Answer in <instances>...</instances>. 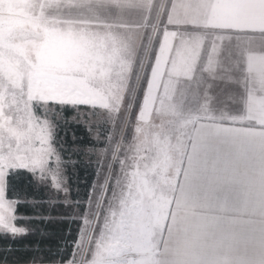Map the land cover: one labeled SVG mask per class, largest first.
<instances>
[{
	"label": "crops",
	"instance_id": "1",
	"mask_svg": "<svg viewBox=\"0 0 264 264\" xmlns=\"http://www.w3.org/2000/svg\"><path fill=\"white\" fill-rule=\"evenodd\" d=\"M165 4L144 41L157 0H37L38 39L68 53L67 99L110 109L134 106L143 41L158 34L136 108L169 109L141 118L188 130L153 264H264V0ZM15 207L3 171L0 233Z\"/></svg>",
	"mask_w": 264,
	"mask_h": 264
},
{
	"label": "rangeland",
	"instance_id": "2",
	"mask_svg": "<svg viewBox=\"0 0 264 264\" xmlns=\"http://www.w3.org/2000/svg\"><path fill=\"white\" fill-rule=\"evenodd\" d=\"M160 1L145 29L144 41L162 21L165 7L158 12ZM36 3L0 0V174L16 168L30 171L37 184L45 187L46 198L25 199L34 214L17 215L16 231L2 234L18 237L34 233L31 218H68L79 221L68 259L29 264H153L188 130L187 125L147 124L141 118L148 111L158 116L156 111L167 113L169 109L136 108L145 80V61L149 51L150 55L154 52L158 34L151 48L143 41L140 76L135 77V69L132 77L138 87L134 106L90 107L83 101H70L71 94L62 90H70L74 79L64 75L72 70L68 53L53 43L42 49ZM39 54L41 59L47 54L46 64L38 59ZM59 93L68 96L61 99L56 97ZM77 95L82 99L84 93ZM154 95L144 104H152ZM66 106L73 110L70 116L63 113ZM69 122L85 125L92 138L90 145L67 144L56 136L58 124ZM78 156L95 169L85 201L72 197L68 184L70 172H76Z\"/></svg>",
	"mask_w": 264,
	"mask_h": 264
},
{
	"label": "trees",
	"instance_id": "3",
	"mask_svg": "<svg viewBox=\"0 0 264 264\" xmlns=\"http://www.w3.org/2000/svg\"><path fill=\"white\" fill-rule=\"evenodd\" d=\"M72 111L66 106L63 113L65 116H70ZM58 125L56 136L63 137L67 144L85 147L92 142L85 125L76 122ZM75 170L76 172H70L68 177L70 193L75 199L85 201L92 187L95 169L78 156ZM44 190L45 187L38 185L32 173L24 168L9 170L6 174V197L16 200L17 215H33L34 209L25 199H45ZM29 222L35 228L34 233L18 237H9L0 233V263L65 262L76 240L79 221L40 216L31 218ZM39 256L42 258L36 261L35 257Z\"/></svg>",
	"mask_w": 264,
	"mask_h": 264
}]
</instances>
